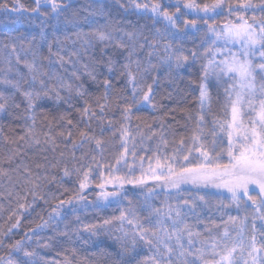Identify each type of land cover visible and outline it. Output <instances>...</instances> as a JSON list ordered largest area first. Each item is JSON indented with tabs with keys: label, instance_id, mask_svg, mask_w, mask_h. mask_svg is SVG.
Masks as SVG:
<instances>
[{
	"label": "trees",
	"instance_id": "obj_1",
	"mask_svg": "<svg viewBox=\"0 0 264 264\" xmlns=\"http://www.w3.org/2000/svg\"><path fill=\"white\" fill-rule=\"evenodd\" d=\"M14 1L0 0V37L6 38L0 64H4L12 45H16L34 63L33 75L38 79L33 82L24 76L19 88L10 85L0 97V103L5 104V109L0 111V180L9 175L11 181L5 188L0 187V204L4 209L10 203L16 206L15 196L7 199L6 191L18 178L25 183L24 208H20L19 223L12 235L21 237L40 227L61 201L76 200L81 195L83 200L96 205V219L109 221L112 233L117 236L112 240L107 235L79 250L81 264H148V244L139 238L138 227L127 221L120 224L119 217L124 212L129 220L155 230L154 218L151 222L148 219L149 203L163 209L169 201L173 207L185 200L194 202L197 205L194 211L186 207L184 213L181 209L186 215L184 223L193 232L204 228H235L229 217L238 218V224L246 216L245 231L253 234L254 218L264 214V207L258 213L250 201L242 200L238 209L230 196L213 187L185 184L178 193L149 178L157 159L164 163L174 155H186L193 146L194 134L201 136L205 148L213 154L227 147L214 120L216 114L224 116L220 87L212 85L208 104L202 107L200 100V85L209 59L205 49L214 47L205 37L208 26L218 24L216 20L197 18L191 11L180 8V27H184L183 20L195 21L196 26L186 29V36L174 38L164 33L162 19L135 7L147 0H65L67 5L58 13L41 4L38 12L21 10L7 15L4 6ZM170 1L159 0L170 12H175L177 6ZM88 16L96 21L88 22ZM137 17L143 22L148 19L153 26L151 31L130 29L127 23H134ZM45 27H50L47 41L53 40V47L43 45L46 40L30 41L31 36H37ZM156 27L159 32L154 30ZM96 32L109 34L111 39L94 42ZM161 37L168 39L177 52L187 55L188 61L176 67L174 62L163 60L165 56L158 49ZM76 41L82 50L84 45L88 46L82 55L77 51ZM192 50L196 52L195 58ZM51 60L52 69L48 68ZM130 73L136 78L134 82H130ZM40 80L44 81L43 85ZM105 81L109 82L107 87ZM149 85L151 104L142 100ZM29 90L41 93L34 109H28L23 96ZM86 107L90 109L88 114L84 113ZM201 115L203 122L199 121ZM81 132L86 135L81 136ZM31 136L43 138L37 143ZM97 140L101 141L99 145ZM196 157L194 152L190 158ZM65 168L69 172L67 176ZM85 171L89 172L90 183L81 191L79 182ZM156 174L164 175L159 169ZM105 177L113 178V183H117L115 177L134 181L143 178L146 182L124 183L123 187L117 183L119 190L111 188L112 183L106 184L104 189L117 190L120 195L107 205L95 204ZM149 189L151 196L146 202ZM249 195L259 202L258 191L251 190ZM201 196L207 203L198 199ZM262 223L255 219L257 243L264 242ZM70 225L71 221L67 226Z\"/></svg>",
	"mask_w": 264,
	"mask_h": 264
},
{
	"label": "snow or ice",
	"instance_id": "obj_2",
	"mask_svg": "<svg viewBox=\"0 0 264 264\" xmlns=\"http://www.w3.org/2000/svg\"><path fill=\"white\" fill-rule=\"evenodd\" d=\"M225 0H213V3L197 4L195 0H177V7L175 12H170L165 8L159 0H147L144 3H137L135 7L141 9L146 13L153 14L154 18L162 19L165 23V31L174 38L177 36H186V29L195 28V21L183 20L184 27L181 28L178 20L180 19V8L196 12L197 15L203 13L204 16H211L218 14L217 10L222 9ZM41 4L49 5L54 13H58L62 5L57 3V0H36V7L28 11L38 12ZM7 7L6 5L4 6ZM229 14L233 11V6L228 5ZM13 11L25 10L24 5L17 3ZM236 22L229 21L225 23L220 31L215 27L209 25L208 33L205 41H210L212 45L222 42L225 46L231 44L233 46L239 45V51L233 52L230 49L222 47H210L205 49L207 56L211 57L204 67L203 78L206 81L209 74H215L217 78L221 75H230L232 79L238 81L239 90L235 93V99H231V119L230 121L220 123L218 125L221 133L227 136V147L221 148L220 151L209 152L201 140V136L194 134L192 137L191 148L187 149V154L182 157L174 155L171 160H165L161 163L159 159L156 162V168L150 169L152 180L158 184L166 186L171 189H176L179 193L181 185L193 184L198 186H211L216 189L226 190L230 194L231 202L239 209L241 201L251 202L255 206L257 212L261 207H264V83L259 87L256 84V73L259 70L261 78L264 79V63L256 65L253 63L255 53L259 51L261 59H264V0H261L259 5H254L252 0H238L235 5ZM251 11L253 13L251 22L246 18L244 13ZM259 11L261 18H257L256 12ZM159 32V30H157ZM88 35V34H85ZM94 35L101 41L111 39L109 34L104 32H96ZM131 36V33H128ZM123 47V45H121ZM15 50V45L12 46ZM165 52L168 53L163 60L174 62L176 67L185 64L189 57L184 55L182 51L177 52L173 49L171 43L165 45ZM131 55V54H130ZM193 58L196 57L195 50L191 51ZM217 57H222L217 60ZM62 59V58H61ZM19 62V57H17ZM29 70H34V63L27 64ZM127 67V66H126ZM130 75V82L135 81V76ZM38 79L36 75L32 76L33 82ZM11 84L15 88H19V84L14 81H4ZM41 85L43 80L39 81ZM109 85L105 81V86ZM151 86H148L146 92L143 93L142 100L151 104L150 99ZM136 87L133 83V94L135 95ZM3 93H0V97ZM23 96L27 101L28 109H34L36 101L41 97L40 92L25 91ZM231 97V94H230ZM209 93L206 83L200 85V100L201 106L208 101ZM103 107V106H101ZM5 109V104L0 103V111ZM89 108L84 109V113L88 114ZM199 121L203 122V116L199 117ZM33 123L35 118L33 117ZM202 131V130H201ZM28 133L33 134L32 129H28ZM71 135V133H69ZM81 136L86 133L81 132ZM128 133L125 130L124 136ZM23 139V137H21ZM39 141H37L38 143ZM100 140L96 141L99 145ZM216 141L213 140V144ZM183 148V140L180 141ZM127 149H125V152ZM197 153V157H192L193 153ZM123 159V156L121 157ZM226 159L227 162H222ZM179 165V167H177ZM156 169H159L164 175H157ZM64 174H69L68 169H64ZM115 181L120 187L124 183L130 184H145L143 178L139 180H125L123 177H115ZM90 183L89 172L83 173L82 179L79 182L81 191L86 189ZM113 183V178H104V183L100 184L101 197L108 199L109 196H119L117 192L104 191L106 184ZM250 188L258 190L260 200L259 202L249 195ZM151 189L146 194L147 199L151 196ZM35 198L36 194L33 193ZM79 200H83L81 195ZM200 201H204V197H198ZM207 203L206 201H204ZM71 204L72 200L67 201ZM64 202L61 201L57 205V209L63 207ZM24 208V205H20ZM187 207L188 210L194 211L197 205L194 202L185 200L178 203L175 207L165 204L164 208H157L150 203L149 221L154 218L156 228L148 229L139 225V221L129 220L127 214L122 212L119 219L127 221L138 227V235L141 240L147 243L155 250V255L148 258L150 264H172V254L178 250V255L183 260V264H240L243 260L244 253L250 260V264H264V242L257 243L255 233L258 231L255 227V219L264 221V214H260L254 218L252 232L249 237L245 235V222L247 217L239 220L238 218L229 217V222L235 225L236 235L233 237L227 227L224 228L223 233L219 237H213L211 241L199 240V247H196L195 238H199V232H193L187 223H184L183 213L181 209ZM57 209L53 211L58 215ZM166 222H170L171 228L167 226ZM19 221H17L18 225ZM109 221H105V224ZM16 225H13L15 227ZM264 228V223L261 224ZM91 230V229H89ZM10 231V230H9ZM264 236V232L261 233ZM187 237V247H185L184 239ZM135 243V241H133ZM15 249H21L22 242L16 241L12 245ZM25 255H33V253H25ZM159 257V259L157 258ZM191 257V261L188 260ZM208 257H211L209 259ZM9 264H13L9 261ZM244 264H249V261H244Z\"/></svg>",
	"mask_w": 264,
	"mask_h": 264
},
{
	"label": "rangeland",
	"instance_id": "obj_3",
	"mask_svg": "<svg viewBox=\"0 0 264 264\" xmlns=\"http://www.w3.org/2000/svg\"><path fill=\"white\" fill-rule=\"evenodd\" d=\"M170 1V0H169ZM177 6V0L170 1ZM197 4L203 5L204 3H213V0H195ZM17 3L24 5L25 10H30L36 7V0H15L12 4H7V7L10 8L6 9L7 15H15L18 14L17 11H13L12 9L17 6ZM57 3L61 4L62 6H66L67 2L65 0H57ZM238 3V0H225L224 6L222 9H218V14H213L211 16H204L203 13L199 15L196 12L191 11L192 14L197 16V18L201 19H208V20H216L218 24L211 25L216 28L217 31H220L222 26L229 21L236 22V10L235 5ZM254 5H259L261 0H252ZM231 4L233 6V11L231 15L229 14L228 5ZM45 5V4H44ZM182 9H185L181 7ZM45 10V9H44ZM187 10V9H186ZM190 11V10H188ZM246 18H249V22H251V17L253 13L251 11L244 13ZM257 18H261V14L259 11L256 12ZM89 19H91L89 21ZM93 17L88 16L86 20L88 22H93L96 20H92ZM138 20V21H137ZM141 17H137L135 22L129 21L127 25L130 29H137L138 31L142 30L143 32L151 31L153 26L148 19H145V22L142 21ZM50 27H45L38 33L37 36H31V42H37L38 39L41 40H49L48 31ZM154 30H159L156 27ZM164 33H168L164 29ZM51 36V34H49ZM209 35V33H208ZM6 39V38H5ZM4 37H0V54L3 55L4 50L6 48V43ZM27 39V38H26ZM79 39V38H78ZM77 39V40H78ZM25 40V39H23ZM99 39L94 38V42H98ZM25 41V42H30ZM169 43L168 39L161 37V41L158 42V49L161 53V56H166L168 53L165 52V45ZM43 45H49L53 47L55 42L53 40L47 41ZM77 51L80 55L84 53L87 49V45H84L83 50L81 48L80 42H75ZM13 46V45H12ZM16 46V45H15ZM19 46V45H18ZM214 47H222L226 49H230L233 52H238L239 45H227L225 46L222 42H218ZM213 47V48H214ZM174 49V48H173ZM8 48L6 49V51ZM24 52L21 51L19 48H15V50L10 49V53H8V58H6L4 64H0V93H3L5 89L10 86L11 84L5 83L4 81H14L20 85L21 80L23 78L27 79L30 77L32 80V76L34 74V70H29L27 64L30 63L29 58L23 54ZM17 57H19V62L17 61ZM79 58V56H78ZM211 57H209L210 59ZM222 57H217L216 59L219 60ZM54 61L51 60L48 62V68L52 69L54 66ZM42 63V62H41ZM253 63L259 65L260 63H264V59H261L259 55V51L255 53V57L253 58ZM29 72V76L27 75ZM25 76V77H24ZM22 78V79H21ZM203 83L207 84L208 93L212 88V85H217L220 87L223 95V102H224V116H218L216 114L215 125L220 133L227 141V136L220 132L218 125L220 123H224L230 121L231 119V99H235V93L239 90L238 81L232 79L230 75H221L219 78L215 74H209L207 80H203ZM261 83H264V79L261 78L259 70L256 73V84L257 87L260 86ZM231 94V97H230ZM210 96V95H209ZM208 101L206 102L208 104ZM32 141H39L43 138V136H31ZM9 175H4L0 180V187H4L6 183H9ZM155 181V180H154ZM156 182V181H155ZM24 179L18 178L15 184H12L11 188L6 191V197L13 199L16 206L13 207V203L9 204L8 209H4L5 206L0 204V264H9V261H12L13 264H81L78 258V251H82L86 246L104 239L107 235L112 237L114 240L116 235L112 233V224L109 222L105 224L106 219H96V205L90 204L88 201L85 200H72V203L69 204L67 201L63 204V207L57 209V206L54 209H57L58 215L53 210L46 216L45 220L43 221L42 225L34 230L28 232L21 237H16L12 235L13 225L17 224L18 219L20 218V205L25 201L24 195ZM111 188H118L117 183H112L110 186ZM166 187V186H165ZM211 187V186H208ZM216 189V188H214ZM117 190L113 189H104L106 192H115ZM221 191L222 194L230 196L226 190L223 189H216ZM254 190L250 188V191ZM258 191V190H255ZM120 194V192H117ZM123 193V190H122ZM15 194V195H13ZM117 196H109L108 199H103L100 195L98 198V202L95 204L100 205H107L110 200ZM117 199V198H116ZM1 202V201H0ZM170 203V201H169ZM167 203V204H169ZM177 204H175L176 206ZM182 210L186 213V207H183ZM183 219H186V215H183ZM69 221H71L72 225L67 226ZM122 224V221L119 222ZM124 223V222H123ZM169 229L171 228L170 222H166ZM91 229V230H89ZM231 235L235 237L236 231L235 228H228ZM10 230V231H9ZM71 231V232H70ZM110 231V233H109ZM224 229H214V228H204L202 231H198L200 233L199 238H195L196 247H199V240H208L211 241L213 237H219L223 233ZM196 232V231H195ZM108 233V234H107ZM246 236H251V234L245 231ZM16 241L22 242L21 249H15L12 245L15 244ZM185 247H187V237L184 239ZM61 244L64 245V248H61ZM259 244V242H258ZM149 254L148 258L155 255V250L152 249L148 245ZM25 253H33V255H25ZM159 259V257H157ZM211 259V257H208ZM191 257H188V260L191 261ZM244 261L250 260L247 256V252L244 253L243 260H241L240 264H244ZM150 264V260L149 263ZM172 264H183L182 258L178 255V250L174 251L172 254Z\"/></svg>",
	"mask_w": 264,
	"mask_h": 264
}]
</instances>
